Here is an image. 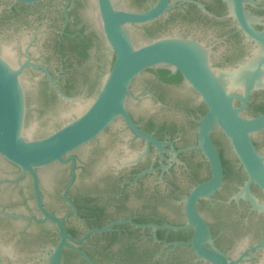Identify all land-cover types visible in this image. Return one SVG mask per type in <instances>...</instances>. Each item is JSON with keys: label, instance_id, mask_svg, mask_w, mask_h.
Segmentation results:
<instances>
[{"label": "flooded vegetation", "instance_id": "af4514ba", "mask_svg": "<svg viewBox=\"0 0 264 264\" xmlns=\"http://www.w3.org/2000/svg\"><path fill=\"white\" fill-rule=\"evenodd\" d=\"M113 1L142 12L159 0ZM243 8L253 18L250 24L264 30V0H245ZM98 22L95 0H0V51L11 48L17 63H33L23 74L28 81L23 85L27 116L41 102L58 107L66 102L60 92L72 97L98 94L102 75L114 63ZM131 28L150 35V41L179 36L202 42L219 68L244 63L257 48L232 15L228 0H168L158 18L131 25L130 33ZM101 48L111 53L108 61L94 56ZM145 72L151 81L136 89L141 75L134 80L128 109L138 127L160 141L161 148L119 117L71 151L68 155L74 160L36 169L43 206L78 240L67 239L70 246H63L61 264H213L188 244L194 229L186 227L185 205L191 191L211 178L210 164L196 148L207 107L180 72ZM178 84L195 95L186 119L157 121L158 111L175 109L157 88L164 91ZM145 99L153 102L152 112L136 115L131 101L139 104ZM235 104L242 105L238 100ZM263 113L264 89L255 90L243 115ZM54 125L56 129L62 123ZM211 137L222 159L223 182L197 203L213 240L206 246L233 264H264V191L252 182L249 192L254 200L248 197L244 190L248 176L229 139L219 127ZM252 139L264 155V130ZM60 241L58 224L45 219L38 207L32 176L0 155L1 264H49L47 257Z\"/></svg>", "mask_w": 264, "mask_h": 264}, {"label": "water", "instance_id": "95a60500", "mask_svg": "<svg viewBox=\"0 0 264 264\" xmlns=\"http://www.w3.org/2000/svg\"><path fill=\"white\" fill-rule=\"evenodd\" d=\"M243 1L245 0H228L232 15L247 35L256 42L257 48L244 63L219 68L212 64L210 48L192 38L164 36L150 41V35L135 28H131L130 33L131 25L154 20L163 14L168 8V0H159L153 7L142 12L118 7L113 0H95L99 15L97 26H100L106 43L114 54L112 68L101 77L100 91L94 97H72L60 92L66 102L59 107L41 102L28 116L26 91L23 86L28 84V81L23 74L27 66H32L33 63H17L11 48L1 49L0 155L19 167L23 173L32 176L38 207L45 219L58 224L61 241L55 251L47 257L49 264H61L62 248L70 246L67 239L74 242L78 240L64 229L60 218L43 206L36 169L53 162L74 160L73 155H68L71 151L96 138L119 117L123 118L136 134L161 148L162 143L139 128L128 109L131 85L140 75L135 83L136 89L151 81V75L145 72L148 69L180 72L207 107L199 122L196 148L200 149L208 160L211 178L196 186L185 199L186 227L194 229V235L188 244L201 259L210 260L213 264L234 263L228 262L221 252L206 246V243L213 244V240L209 225L197 209V203L201 198L209 197L219 189L223 182L222 159L211 137L216 127L229 139L247 173L248 182L244 190L248 197L254 200L249 192L252 182L264 191V155L259 152L252 139L255 133L264 130V113L256 117L243 115L253 91L264 89V30H257L250 24L253 18L244 10ZM102 44L104 47L103 42ZM93 54L106 61L111 58V53L107 50L104 52L103 48L95 50ZM157 89L161 93L164 92L175 109L158 111L156 120L180 121L182 117L186 119V112L194 103V93L183 84L164 91ZM236 100L242 105L236 106ZM130 105L136 115L150 114L154 107L149 99L142 100L139 104L131 101ZM55 122L62 123L61 127L54 129ZM47 131L51 132L45 137L37 138ZM84 255L91 261L85 253Z\"/></svg>", "mask_w": 264, "mask_h": 264}, {"label": "trees", "instance_id": "16d2710c", "mask_svg": "<svg viewBox=\"0 0 264 264\" xmlns=\"http://www.w3.org/2000/svg\"><path fill=\"white\" fill-rule=\"evenodd\" d=\"M167 71H169V70H167Z\"/></svg>", "mask_w": 264, "mask_h": 264}]
</instances>
